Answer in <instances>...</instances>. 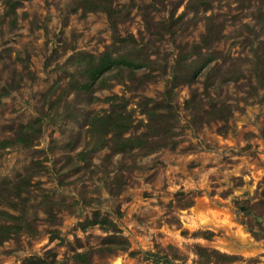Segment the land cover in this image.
<instances>
[{"label":"rangeland","instance_id":"rangeland-1","mask_svg":"<svg viewBox=\"0 0 264 264\" xmlns=\"http://www.w3.org/2000/svg\"><path fill=\"white\" fill-rule=\"evenodd\" d=\"M173 1L114 0L117 5L129 4V18L118 24L120 34L132 32L139 45L140 36L143 41H152L158 50L151 51L149 56H158L168 70L178 47L198 38L203 30L202 15L210 13L213 21L223 24L224 34L213 48L230 56L249 54L243 40L250 34L246 27L240 26L253 23L251 14L260 0H210L209 7L199 8L193 19V10L183 8L185 0H182L175 14L185 11L183 18L187 21L183 27L176 29L171 37L164 33L162 38H154L144 27L142 17L147 14L152 20L164 18ZM69 2L23 0L16 8V26L10 29L2 18L0 0V88L11 81L10 69L21 72V65L27 66L16 88L0 95V139L10 134L18 123L41 116L40 133L30 146L14 144L0 148V178H12L31 159L36 160L38 172L30 182L36 180L38 186L32 187L31 195L46 192L62 201L54 223L47 224L43 220L45 214L39 210L34 235L21 233L17 240L3 241L0 264H23L26 256H42L48 251L60 259L73 247L80 249L97 243L104 234L100 228L92 225L80 230L76 225L93 208L113 218L129 240V250L147 249L154 242H170L185 254L184 264H194L190 246L192 242H200L241 256L225 264H264V238H255L246 229L242 220L249 217L239 211L243 203L239 200L237 206L231 200L237 196L255 201L264 185V94L262 90L257 95L249 93L245 79L253 81L250 72L246 69L245 78L222 84L217 93L210 89L217 100L231 107L225 133L216 129L219 120L197 128L185 126L188 115L181 104L189 90L182 84L175 87L173 96L178 117L174 128L177 142L173 148L160 147L146 154H137L133 148L127 154L106 156L108 148L94 144L92 147L86 142L84 128L76 120H81L86 111L106 107L107 102L102 98L113 92L123 94L127 98L126 107L135 109V102L142 95L159 94L168 74L164 71L142 87L133 88L110 79L108 86L94 89L93 94L99 99L91 102L81 99L65 118L56 116L64 100L73 95L68 91L54 106L48 105L67 79L70 67L64 63L66 56L76 50L97 53L111 39L104 12L88 11L85 15H80L78 10L69 12ZM54 81L57 86L47 93ZM192 86L200 91L202 84L197 81ZM133 116L143 117L136 109ZM141 128V125L132 127L124 135ZM114 175L121 182L117 193L107 189V183L118 184L113 180ZM185 200H190L188 206L177 203ZM205 228L214 232L210 238L189 234L194 229ZM51 229L56 233L52 237ZM181 230L187 233L182 234ZM90 264L145 262L127 251H117L104 257L94 256Z\"/></svg>","mask_w":264,"mask_h":264},{"label":"trees","instance_id":"trees-1","mask_svg":"<svg viewBox=\"0 0 264 264\" xmlns=\"http://www.w3.org/2000/svg\"><path fill=\"white\" fill-rule=\"evenodd\" d=\"M23 0H1L2 18L7 27L12 29L16 26V8ZM182 0H175L167 9L164 18L152 20L151 16L144 15V27L154 38H162L166 33L171 37L176 29H181L187 21L183 18L185 11L182 9L177 14L175 10ZM210 0H185L183 8L193 10L192 19L197 10H205L209 7ZM69 12L79 11L85 15L88 11H102L105 14L107 27L110 31V42L104 48L93 53L86 50H76L69 53L64 63L69 65L64 87L55 98L48 101L49 106H54L68 91L73 95L65 99L61 110L56 116L65 118L67 112L81 99L86 102L99 99L93 94L94 89L108 86V81L114 79L124 83L127 88L142 87L147 80L154 79L157 75L167 72L168 77L162 90L155 97L142 95L135 102V109L143 117L136 119L133 116L134 108H127V98L123 94L111 93L103 96L107 102L106 107L98 110L86 111L81 120H75L87 135L86 142L95 146L108 148L106 156L115 153L127 154L133 148L137 154H146L160 147L173 148L177 142L174 138L176 123L178 122L176 104L173 102L174 89L177 85L185 84L188 87V96L182 99V108L187 111L185 120L187 127H200L204 123L219 120L221 123L216 127L219 133H225L228 129V120L231 115V107L228 103L217 100L211 92H218V88L229 81H237L245 78L247 69L252 75V82L246 80L250 86L249 93L257 95L258 90L264 94V0H260L252 11L253 23H243L240 28L246 27L250 36L243 40L249 48V54L242 56H230L228 52H221L213 48L215 41L221 39L222 23L213 21L210 13L203 14V30L199 32L196 40L189 44H181L165 69L164 61H159L158 56L151 58L149 55L158 50L150 40H138L132 32L121 35L118 24L129 18V4L117 5L114 0H70ZM189 20V19H188ZM190 21V20H189ZM193 22V21H191ZM182 26V27H181ZM240 31H236L239 33ZM254 38L255 41L253 40ZM152 49V50H150ZM152 51V52H151ZM156 53V52H155ZM164 60V58H163ZM22 66V73L27 68ZM157 70L152 74L151 71ZM19 70H11V81L0 88V95L7 93L9 89L16 88L22 78ZM127 80L125 83L124 81ZM200 81V91L192 84ZM245 84V82H244ZM57 86L54 81L49 93ZM43 113H46L43 111ZM73 117V116H72ZM144 119V121H143ZM41 116H35L25 123H18L11 129L10 134L0 139V148L17 144L28 147L33 139L40 133ZM142 128L135 132L124 135L129 129ZM79 133V129H78ZM92 141V142H91ZM84 154V153H83ZM39 162L31 159L22 170L15 172L12 178H0V246L3 241L12 238L17 240L21 233L34 235L37 232V212L40 210L45 215L43 220L52 224L57 219L56 212L62 205L61 200H55L46 192L31 195L32 187L38 186V181L30 182L33 174L38 172ZM115 175L113 180L118 183ZM108 192L117 193L121 188V182L111 185L107 183ZM115 191H112V189ZM233 205L239 200L243 203L239 211L247 215L249 219L242 220L246 229L255 238H264V185L258 191L255 201L240 199L232 196ZM188 206L190 200L182 203ZM240 207V205H239ZM120 214V212H119ZM77 227L83 230L96 225L104 232L95 244L82 247L80 242L76 245L80 249L72 248L67 256L56 258L52 251L45 255L30 254L23 259V264H90L94 256L104 257L117 251H127L129 255L143 260L145 264H184L185 254L173 243L154 242L147 249L129 250V240L121 232L116 222L107 213L93 208L90 215L77 222ZM51 231L50 237L54 234ZM186 234V230H181ZM210 229H194L189 234L194 237L210 238L213 235ZM78 238H75V241ZM190 250L194 254V264H225L240 258L239 254L226 252L216 247L204 245L200 242H192Z\"/></svg>","mask_w":264,"mask_h":264}]
</instances>
